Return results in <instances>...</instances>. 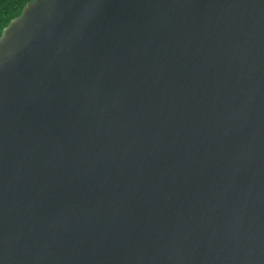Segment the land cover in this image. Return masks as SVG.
<instances>
[{"label": "water", "instance_id": "obj_1", "mask_svg": "<svg viewBox=\"0 0 264 264\" xmlns=\"http://www.w3.org/2000/svg\"><path fill=\"white\" fill-rule=\"evenodd\" d=\"M3 264H264V0H31L0 35Z\"/></svg>", "mask_w": 264, "mask_h": 264}, {"label": "trees", "instance_id": "obj_2", "mask_svg": "<svg viewBox=\"0 0 264 264\" xmlns=\"http://www.w3.org/2000/svg\"><path fill=\"white\" fill-rule=\"evenodd\" d=\"M31 0H0V35L10 21L20 15L25 4Z\"/></svg>", "mask_w": 264, "mask_h": 264}, {"label": "snow or ice", "instance_id": "obj_3", "mask_svg": "<svg viewBox=\"0 0 264 264\" xmlns=\"http://www.w3.org/2000/svg\"><path fill=\"white\" fill-rule=\"evenodd\" d=\"M0 264H3V259H0Z\"/></svg>", "mask_w": 264, "mask_h": 264}]
</instances>
